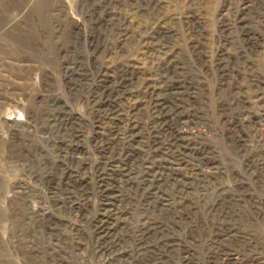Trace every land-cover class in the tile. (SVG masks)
Instances as JSON below:
<instances>
[{"label": "rangeland", "instance_id": "374dc122", "mask_svg": "<svg viewBox=\"0 0 264 264\" xmlns=\"http://www.w3.org/2000/svg\"><path fill=\"white\" fill-rule=\"evenodd\" d=\"M0 264H264V0H0Z\"/></svg>", "mask_w": 264, "mask_h": 264}, {"label": "bare ground", "instance_id": "6f19581e", "mask_svg": "<svg viewBox=\"0 0 264 264\" xmlns=\"http://www.w3.org/2000/svg\"><path fill=\"white\" fill-rule=\"evenodd\" d=\"M106 230V229H105Z\"/></svg>", "mask_w": 264, "mask_h": 264}]
</instances>
